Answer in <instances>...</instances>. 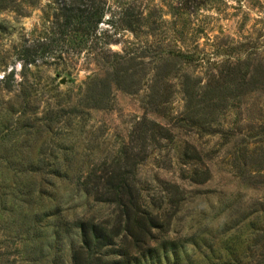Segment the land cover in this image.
I'll return each mask as SVG.
<instances>
[{"label": "rangeland", "instance_id": "1", "mask_svg": "<svg viewBox=\"0 0 264 264\" xmlns=\"http://www.w3.org/2000/svg\"><path fill=\"white\" fill-rule=\"evenodd\" d=\"M0 1V264H73L77 222L116 215L82 192L83 178L132 145L125 170L163 240L134 264H264V0H104L97 33L123 57L117 79L101 56L77 54L71 35L54 41L51 0ZM20 46L35 56L25 77ZM96 75L90 108L84 88ZM209 79L219 82L212 113L200 112L204 96L186 110V91L201 95ZM143 117L170 140L147 132L142 146L132 142ZM186 144L199 162L183 155ZM195 169L208 180L186 179ZM108 250L79 257L118 264Z\"/></svg>", "mask_w": 264, "mask_h": 264}, {"label": "trees", "instance_id": "2", "mask_svg": "<svg viewBox=\"0 0 264 264\" xmlns=\"http://www.w3.org/2000/svg\"><path fill=\"white\" fill-rule=\"evenodd\" d=\"M14 1V0H12ZM53 10V21L55 24V33L59 35V38L54 40L55 42H64V37L71 35V40L74 39L72 49L77 53H82L85 51L87 56H101L104 60L102 63L97 64L100 69H102L103 74H109L114 79L121 77L127 68L117 67L122 63V58L120 55L112 52L108 48V43L104 39L103 34H98V27L102 23V19L106 9V3L104 0H51ZM2 1H0L1 4ZM16 2V0H15ZM14 2V4H15ZM34 54L29 52L27 48L20 46L16 60L21 62L20 76L25 77V74H30V68L36 67ZM183 54L172 53L171 58H184ZM13 70L9 75H5L2 80L12 78ZM97 75L94 78H90L86 83L84 88V94H90L89 97H84L86 101L89 99L92 101L90 108H98L96 101L93 96H91L90 86L97 79ZM214 83V84H213ZM218 79L207 80V84L202 85L199 89L204 90L199 95L198 89L193 90L191 93L186 91V99L188 100V105L186 110H191L190 100L199 97H205L202 104H200V112L205 111L206 114L212 113V102L217 97L214 94V89L218 88ZM20 82L18 85H21ZM153 90L152 95H150V103L153 102L154 94L157 92ZM23 100H28L30 95L20 94L14 95ZM99 100H101L99 98ZM102 101V100H101ZM164 101V99H163ZM89 103V102H88ZM158 104V101L157 103ZM88 105V104H87ZM199 105V104H198ZM151 113L155 115H162L160 111L154 106ZM189 112V111H188ZM189 119V114H188ZM191 121V119H189ZM148 124V125H145ZM204 124V123H203ZM196 126V124H194ZM140 130H135L137 134L134 135L132 142H137L136 137L140 138L142 146L144 142L148 139L147 132L151 133L153 139L155 135L159 139L170 140V135L168 131L161 127L159 124L143 117L140 121L136 122L135 128ZM151 127V128H150ZM201 130L205 134H210L211 132L205 131L203 126H200ZM208 129V128H206ZM156 132V133H155ZM143 133V134H142ZM228 135H231L228 133ZM133 138V137H132ZM150 139V138H149ZM133 149L123 147L119 151V157L116 162L114 161L109 165L108 170H103L98 176L90 175V177H84L82 181V192L93 199L95 202L109 204L115 207L116 215L113 222L110 224L108 222H97L95 220H82L77 222L76 228L78 229L81 236L80 246L75 250L72 256L73 264H90L89 257L82 258V251H90L92 249H102L108 248V252L114 256L120 257L118 264H134L140 262H147L151 258L152 252L155 250V246L158 241H163L161 238L155 236L154 232L161 231V225L159 223V217L148 213L141 202V196L138 189L135 187L133 182V172L125 170L126 164L131 157H129V152ZM183 155L185 157L190 156L194 161L199 162V154L196 149L190 145L186 144L183 150ZM138 157V155L136 156ZM120 159H123L125 164L122 162V168L120 165ZM143 159L139 160L142 161ZM203 177L202 180H198ZM194 183H200L208 180L209 172L207 169H203L198 172L196 169L188 172V176L185 177ZM164 237V236H163ZM88 256L89 253H87ZM80 261L82 262H79ZM108 260L106 264L110 263Z\"/></svg>", "mask_w": 264, "mask_h": 264}]
</instances>
